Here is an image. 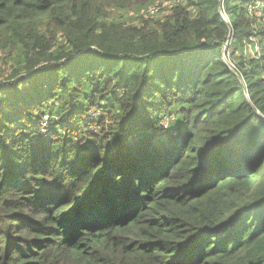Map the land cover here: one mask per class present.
Masks as SVG:
<instances>
[{"label":"trees","instance_id":"obj_1","mask_svg":"<svg viewBox=\"0 0 264 264\" xmlns=\"http://www.w3.org/2000/svg\"><path fill=\"white\" fill-rule=\"evenodd\" d=\"M157 1L0 0V264H264V0Z\"/></svg>","mask_w":264,"mask_h":264},{"label":"built area","instance_id":"obj_2","mask_svg":"<svg viewBox=\"0 0 264 264\" xmlns=\"http://www.w3.org/2000/svg\"><path fill=\"white\" fill-rule=\"evenodd\" d=\"M183 0H164V1H160L158 0L156 3H154L153 5H151L148 8V13L151 15H155V14H160V13H168L169 10H171V8H173L175 5L181 3ZM227 46V43L226 45ZM46 126V122L43 123V127Z\"/></svg>","mask_w":264,"mask_h":264},{"label":"water","instance_id":"obj_3","mask_svg":"<svg viewBox=\"0 0 264 264\" xmlns=\"http://www.w3.org/2000/svg\"><path fill=\"white\" fill-rule=\"evenodd\" d=\"M232 36V33L230 34V37ZM257 113L259 114V112L257 111Z\"/></svg>","mask_w":264,"mask_h":264}]
</instances>
